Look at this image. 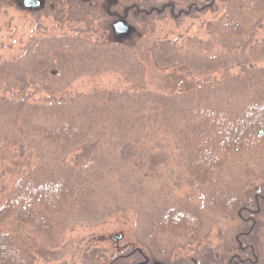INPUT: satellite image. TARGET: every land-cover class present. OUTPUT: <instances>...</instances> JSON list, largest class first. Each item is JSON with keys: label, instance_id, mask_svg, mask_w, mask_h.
Instances as JSON below:
<instances>
[{"label": "trees", "instance_id": "1", "mask_svg": "<svg viewBox=\"0 0 264 264\" xmlns=\"http://www.w3.org/2000/svg\"><path fill=\"white\" fill-rule=\"evenodd\" d=\"M3 1L8 0H0V4ZM217 1L115 0L124 11L119 14L113 12V0H42L40 6H31L47 15L54 6L55 14L68 13L66 19H59L61 23L83 24L80 29L86 32L32 36L13 56L0 60V148L18 140L26 159L38 162L24 170L0 205V221L12 217L32 230V234L0 232V264H36L37 234L56 235L75 212H113L115 199L109 200L120 189L130 192V182L134 184L128 165H136L129 162V156L138 150L139 132L153 125L155 111L161 124H169L186 146L191 176L216 189L224 188V168L237 149L249 155L259 146L264 91L254 93L245 106H220L183 93L163 99L139 82L144 77L145 60L135 42L126 38L128 34L91 38L90 14L104 8L112 17L129 22V12L139 19L141 14L148 18L190 16L209 11ZM231 2L234 11H225L220 26L226 34L241 36L251 16L264 14V0ZM133 32L132 27L130 34ZM149 49L160 67L185 64L199 73L212 71V63L205 62L204 56L194 51L190 58L183 54V45L169 39L153 40ZM105 71H116L128 85L134 83L139 88L87 93L77 92L71 85L82 75L100 77ZM51 159L57 164L50 163ZM118 173L130 182L119 186L114 178ZM222 190L213 194L212 203L224 216L240 220L229 252L215 255L210 249L202 257H171L163 245L166 235L190 241L205 237L203 213L176 200L150 212L144 245L100 264H259L264 257V183L251 189L248 196L227 187Z\"/></svg>", "mask_w": 264, "mask_h": 264}, {"label": "rangeland", "instance_id": "2", "mask_svg": "<svg viewBox=\"0 0 264 264\" xmlns=\"http://www.w3.org/2000/svg\"><path fill=\"white\" fill-rule=\"evenodd\" d=\"M113 2V12L123 13L121 6L115 0ZM234 8L231 0H218L209 11L190 16L162 14L148 18L141 14L139 19L135 13L129 12L128 17L132 18L129 22L124 17H112L113 14L104 8L100 13L90 14L93 19L90 34L93 39L106 38L114 33L120 35L115 24L126 20L134 29L126 38L135 42L134 47L145 60L144 77L139 82L156 96L166 99L183 93L220 106L232 107L235 103L245 106L254 98V93L264 91V14L251 16L243 35L226 34L220 26L223 14L229 9L234 11ZM50 9L51 14L47 15L40 8L26 6L22 0L0 4V60L13 56L32 36L58 31L86 32L80 29L83 24L73 26V22H60L59 19H66L68 13L55 14L54 6ZM159 38L183 45V54L190 58L197 51L198 55L204 56L205 62L212 63V71L199 73L185 64L160 67L149 49L153 40ZM124 79L116 71H105L100 77L82 75L71 85L75 91L87 93L121 90L125 86L139 88L134 83L128 85ZM151 119L153 125L149 122L150 129L139 132L138 150L135 148L129 156V162L136 165V168L128 165L134 184L120 173L114 177L119 186L121 182L123 185L130 182L131 191L122 193V189L118 190V195L109 200L112 203L115 199L113 205L116 209L106 212L107 215L75 212L56 235L37 234L36 264L108 263L125 254V250L144 245L143 233L150 212L176 200L189 203L203 213L205 237L201 241H190L180 235H166L163 245L171 257H202L210 249L215 255L230 251L240 220L224 216L219 206L212 203V196L225 187L248 196L251 189L264 183V131L254 152L248 155L237 149V155L229 158L221 178L224 188L216 189L191 176L186 146L179 141L174 129L169 124H161L156 111ZM25 156L18 140L6 142L0 148V205L24 170L38 163ZM52 160L49 162L57 164ZM0 232L32 234L29 225L20 224L12 217L0 221ZM259 264H264V257Z\"/></svg>", "mask_w": 264, "mask_h": 264}, {"label": "water", "instance_id": "3", "mask_svg": "<svg viewBox=\"0 0 264 264\" xmlns=\"http://www.w3.org/2000/svg\"><path fill=\"white\" fill-rule=\"evenodd\" d=\"M24 3L27 6H38L41 4V0H24ZM115 27L117 31L122 35L129 34L132 29L131 25L123 19L116 22Z\"/></svg>", "mask_w": 264, "mask_h": 264}, {"label": "flooded vegetation", "instance_id": "4", "mask_svg": "<svg viewBox=\"0 0 264 264\" xmlns=\"http://www.w3.org/2000/svg\"><path fill=\"white\" fill-rule=\"evenodd\" d=\"M22 1H23V0H22ZM257 131H258L259 134H261V133L264 131V129H263L262 127H259ZM248 195H249V194H248ZM258 201H259V200H258ZM259 202H260V201H259Z\"/></svg>", "mask_w": 264, "mask_h": 264}]
</instances>
